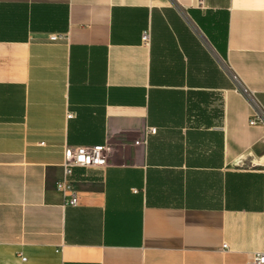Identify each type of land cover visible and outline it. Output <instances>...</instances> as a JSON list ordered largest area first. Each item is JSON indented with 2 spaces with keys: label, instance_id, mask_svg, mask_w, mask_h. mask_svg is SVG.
<instances>
[{
  "label": "crops",
  "instance_id": "obj_1",
  "mask_svg": "<svg viewBox=\"0 0 264 264\" xmlns=\"http://www.w3.org/2000/svg\"><path fill=\"white\" fill-rule=\"evenodd\" d=\"M247 91L264 109V0H0V264L264 253ZM98 144L65 203V147Z\"/></svg>",
  "mask_w": 264,
  "mask_h": 264
},
{
  "label": "built area",
  "instance_id": "obj_2",
  "mask_svg": "<svg viewBox=\"0 0 264 264\" xmlns=\"http://www.w3.org/2000/svg\"><path fill=\"white\" fill-rule=\"evenodd\" d=\"M199 4L203 5V0H199ZM62 34H51V40H58L63 38ZM150 38V31L145 30L142 35L143 42H148ZM246 95L252 105L254 106V112L250 115L249 124L257 125L262 124L264 126V109L258 104L254 97V92L247 91ZM71 116V114L69 115ZM152 132H156V128L150 129ZM264 143V136L262 138ZM106 146L98 144L94 146H70L67 145L64 149V158L61 164L62 176L56 182V189L63 194L65 203L73 206L79 204V194L73 184V172L76 166L82 167H105L107 165ZM261 164L264 166V157L261 160ZM227 244L223 245L225 249ZM25 259V258H24ZM248 264H264V253L256 252L253 258Z\"/></svg>",
  "mask_w": 264,
  "mask_h": 264
}]
</instances>
